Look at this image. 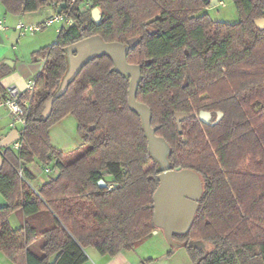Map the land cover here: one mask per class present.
<instances>
[{"label":"trees","instance_id":"trees-1","mask_svg":"<svg viewBox=\"0 0 264 264\" xmlns=\"http://www.w3.org/2000/svg\"><path fill=\"white\" fill-rule=\"evenodd\" d=\"M211 1L93 0L82 10L85 0H0L13 16L66 5L74 22L31 55L42 68L21 148L1 150L0 251L8 259L25 255L26 264H83L89 248L114 257L157 230L158 167L140 117L129 107V79L112 70V60H92L51 114L43 115L66 70L64 49L99 35L106 42L140 40L127 58L142 71L137 101L150 108L156 135L171 146L173 169L193 170L203 181L191 229L175 235V242L193 264H264V29L255 24L264 19V0H233L236 24L202 14ZM95 8L101 11L99 24L92 19ZM202 111L223 117L214 126L185 120L179 131L176 112ZM67 116L77 120L83 151L63 153L51 144L50 129ZM236 141L238 147L232 146ZM33 163L57 171L38 189L32 187ZM100 180L106 188L98 186ZM17 210L25 220L13 230L8 217ZM38 238L41 245L33 249Z\"/></svg>","mask_w":264,"mask_h":264},{"label":"water","instance_id":"water-1","mask_svg":"<svg viewBox=\"0 0 264 264\" xmlns=\"http://www.w3.org/2000/svg\"><path fill=\"white\" fill-rule=\"evenodd\" d=\"M218 1H213L212 6L218 5ZM66 9V5L58 7V11ZM92 19L99 24L102 20L101 11L95 8L92 11ZM258 28L264 29V19L255 21ZM140 40L132 39L127 43L106 42L101 36L94 35L85 38L64 49L66 59V70L61 78L60 84L52 98L47 102L43 112L48 117L52 112V107L56 99L63 96L70 84L79 76L82 69L92 60L108 56L113 62L112 70L124 75L129 79L128 103L132 111L140 117L142 128L148 141V151L158 167L159 186L154 194V225L157 230H162L166 242L174 249H179L182 245L175 242V235H185L191 229L199 202L202 198L204 187L200 176L193 170L173 169L169 157L172 148L168 142L156 135V128L151 125L152 113L150 108L137 101V92L142 80V71L139 65L129 64L127 61L131 50H134ZM223 117L222 112L217 113V119L211 122L213 116L210 112L200 113L176 112L175 120L179 131H182V123L185 120L198 119L206 125H216ZM19 140V134L12 130L8 135L0 140V170L3 166V156L1 150ZM100 188H106L105 181L98 182ZM5 204L4 198L0 195V207ZM157 230L153 233L156 234ZM190 246H203L201 242H192Z\"/></svg>","mask_w":264,"mask_h":264},{"label":"rangeland","instance_id":"rangeland-1","mask_svg":"<svg viewBox=\"0 0 264 264\" xmlns=\"http://www.w3.org/2000/svg\"><path fill=\"white\" fill-rule=\"evenodd\" d=\"M205 1L210 2L211 0H205ZM213 1L215 0L211 1L210 7L204 10L202 14L209 15V17L215 22H222L227 24H236L239 22V15L233 0H216L219 2V4L216 6H212ZM221 2H223L225 6L221 5ZM92 3L93 0H85V3L81 6L82 10H86L90 8ZM49 15H50L49 11L47 10V8H45V9H41L40 11H38L37 14L33 16H27L26 18H24V21L29 23L30 22L39 23L44 21ZM58 27H60V25L54 24L53 26H50L48 28L43 29L40 32H37L35 36L32 35H27V36L28 38L31 37L39 38V43L41 45L40 48L37 50L39 51L40 49L52 45L56 41L59 32ZM1 47H0L1 58L5 54L13 50L12 47H9L8 51L6 47L5 48H1ZM17 86L24 87L25 85L24 86L17 85ZM214 119L215 117H213L211 122H214ZM77 129H78V123L73 116H67L66 118L55 124L50 129V139L52 146L63 153H70L77 148H80L81 149L80 151H83L86 147L83 146V142L78 136ZM9 130L10 128L8 127V120H2L0 122V137L3 135L1 139L6 136ZM238 145L239 143L237 141L232 144V146L234 147H238ZM10 149L12 148L10 147ZM50 168L54 169L53 166H50ZM29 169L32 173H34L35 176V181L32 182V187L34 189H38L44 180H47L52 176L46 174L44 171V166L43 167L39 166V164L37 163H33L29 165ZM11 216L10 218L8 217V224L10 228L17 229L18 219L22 223V225L24 224L23 212ZM158 231H159L158 235L153 233V235L149 237L146 241H144L136 249L128 253H130L131 256L134 257L135 259L139 258L141 261H144L145 259L148 260L151 257L152 258L154 257V260L167 257L159 262L155 260L153 261L154 263L151 262L149 264H193L188 254V251L185 247L176 249L171 255H169L168 253H170L173 249L166 242L163 231L162 230H158ZM41 242H42L41 239L38 238L32 248L38 249V247L41 245Z\"/></svg>","mask_w":264,"mask_h":264},{"label":"crops","instance_id":"crops-1","mask_svg":"<svg viewBox=\"0 0 264 264\" xmlns=\"http://www.w3.org/2000/svg\"><path fill=\"white\" fill-rule=\"evenodd\" d=\"M47 10L49 11L50 15L53 14L55 11L52 7H47ZM37 13L38 11L35 13L25 14L23 16H13L6 13L2 4H0V18L5 21V25L7 28L5 31L0 32V47L1 46H2L1 48L6 47L7 51L9 50V47L13 48L12 51L5 54L2 58L0 57V85L3 88L9 87L13 84L24 86L25 82L28 79L34 78L42 68L41 62L33 63L30 57L31 54L36 52L41 46L39 43V38L36 37L28 38V36L20 37L18 31L15 29L19 19L24 20V18H26L27 16H33ZM35 23L38 22H30L29 24H35ZM58 31H60V27H58ZM30 35L35 36L36 33ZM24 87H19V88L23 89ZM3 120H7V119H3ZM11 131L12 130L10 129L6 135H8ZM1 137H3V135ZM47 181L48 179L44 180L43 183ZM22 212H23L22 210H17L11 215L14 216ZM23 220H25V215ZM17 224H18L17 229H13V230H18L22 227V223L19 221V219ZM156 234L157 235L159 234L158 230ZM87 256H88V260L83 264H143V262L146 260L145 259L144 261H141L139 258L135 259L128 252H121L114 257L103 256L92 248L87 249ZM164 258L155 259V260L159 262ZM149 259L154 260V257L153 258L151 257ZM0 264H26V256L20 255L17 257L16 261H11L0 251Z\"/></svg>","mask_w":264,"mask_h":264},{"label":"built area","instance_id":"built-area-1","mask_svg":"<svg viewBox=\"0 0 264 264\" xmlns=\"http://www.w3.org/2000/svg\"><path fill=\"white\" fill-rule=\"evenodd\" d=\"M221 5L225 6L223 2ZM55 11L48 16L44 21L35 24L26 23L24 20L19 19L16 24V30L20 37H25L30 34H35L45 28L53 26L54 24L60 25V30L64 27H70L74 24L69 14L62 10L58 11V7L51 6ZM5 21L0 18V32L5 31ZM36 79L31 78L25 82V87L20 89L17 85L0 90V122L3 119L8 120V127L19 134V140L14 142L10 147L17 151L21 148V136L27 125V115L30 107L31 97L35 92ZM46 174L54 176L57 171L47 166L44 169ZM19 175L22 179L25 178L24 170H19Z\"/></svg>","mask_w":264,"mask_h":264},{"label":"flooded vegetation","instance_id":"flooded-vegetation-1","mask_svg":"<svg viewBox=\"0 0 264 264\" xmlns=\"http://www.w3.org/2000/svg\"><path fill=\"white\" fill-rule=\"evenodd\" d=\"M213 116V115H212ZM213 119V118H212ZM217 119V115L215 116V119H214V121Z\"/></svg>","mask_w":264,"mask_h":264}]
</instances>
